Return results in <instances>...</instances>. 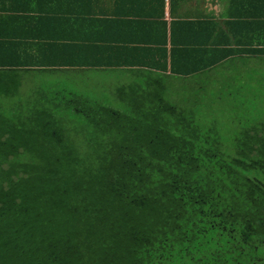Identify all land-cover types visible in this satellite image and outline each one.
Returning <instances> with one entry per match:
<instances>
[{
  "label": "trees",
  "instance_id": "trees-1",
  "mask_svg": "<svg viewBox=\"0 0 264 264\" xmlns=\"http://www.w3.org/2000/svg\"><path fill=\"white\" fill-rule=\"evenodd\" d=\"M261 35L252 73L214 45L185 78L174 46L95 95L59 68L75 53L43 59L53 40L0 32V264H264Z\"/></svg>",
  "mask_w": 264,
  "mask_h": 264
},
{
  "label": "crops",
  "instance_id": "crops-1",
  "mask_svg": "<svg viewBox=\"0 0 264 264\" xmlns=\"http://www.w3.org/2000/svg\"><path fill=\"white\" fill-rule=\"evenodd\" d=\"M49 9L38 0H0V32L53 40L43 59L74 60L75 53V67L59 68L87 94L112 95L120 81L140 80L165 59L170 64L174 46L186 57L177 60L179 74L189 79L209 59L205 47L237 48L232 57L240 73H252L262 58L252 49L261 44L264 0H70ZM216 68L221 71L222 63Z\"/></svg>",
  "mask_w": 264,
  "mask_h": 264
},
{
  "label": "rangeland",
  "instance_id": "rangeland-1",
  "mask_svg": "<svg viewBox=\"0 0 264 264\" xmlns=\"http://www.w3.org/2000/svg\"><path fill=\"white\" fill-rule=\"evenodd\" d=\"M119 84L120 85L118 87H116L114 90H120V89L127 88V84L124 81H120ZM108 97L111 98L112 100H114L110 106H112L114 108H119L120 107V103L115 100V99H117L115 96H108Z\"/></svg>",
  "mask_w": 264,
  "mask_h": 264
}]
</instances>
